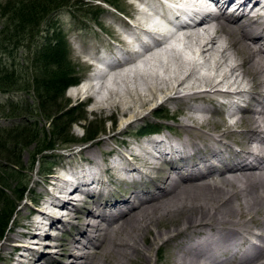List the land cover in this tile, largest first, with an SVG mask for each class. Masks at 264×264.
<instances>
[{
	"label": "bare ground",
	"instance_id": "bare-ground-1",
	"mask_svg": "<svg viewBox=\"0 0 264 264\" xmlns=\"http://www.w3.org/2000/svg\"><path fill=\"white\" fill-rule=\"evenodd\" d=\"M175 2L198 5L203 14L182 22L195 14ZM122 3L126 10L116 12L126 24L107 25L116 48L98 55L80 48L84 67L96 71L71 95H85L92 113L114 123L117 114L129 117L127 127L155 112L146 111L162 96L160 108L173 107L164 116L177 132L164 130L174 140L162 135L145 147H125L111 164L99 162L93 145L79 149L86 166L66 169L69 179L51 176L52 191L40 193L43 209L31 211L18 224L23 231L5 239L0 264H264V0ZM211 5L219 13L202 11ZM168 17L182 24L160 37ZM176 40L181 50L171 47ZM188 43L192 60L182 57ZM97 81L116 89L97 97ZM117 182L129 187L112 193ZM59 224L67 237L46 241L55 239L49 232Z\"/></svg>",
	"mask_w": 264,
	"mask_h": 264
},
{
	"label": "rangeland",
	"instance_id": "rangeland-1",
	"mask_svg": "<svg viewBox=\"0 0 264 264\" xmlns=\"http://www.w3.org/2000/svg\"><path fill=\"white\" fill-rule=\"evenodd\" d=\"M18 1L20 0H12L10 5H13ZM29 1L32 3L33 0ZM50 1L52 0H39V2L45 7L49 5ZM111 1L113 3L109 1L110 3H107L106 5L101 3L100 0L93 2L88 1L87 3L82 0H67V5L57 8V10L49 17L50 22L45 24V26L43 23L42 28H39L38 31L31 35L32 39H28L23 42V48L20 47L17 50L13 49L15 50L13 51L9 50L6 46V40H8V37H13L15 35V28H13L12 23H9L7 15L8 11L11 9L9 8V5L6 6L9 4L8 0H0V178L11 190L15 189V185L20 187L26 184V194L23 199L18 202L19 205L15 210L13 221L4 233L3 238L0 241V246L10 234L23 231L18 224L26 222V216L31 211L43 209L41 206L40 193H43L46 189L52 191L48 184V182H52L51 176L56 175L64 179H69V176L67 178V175L65 174L66 169L68 170L69 167H80L81 164H83L84 167L86 166L84 164V160L79 155V149L93 145L95 146V152L100 155L98 156L99 162L103 160V164H111L112 159H116V161L118 160L116 153L118 154L119 151L124 152L126 150L125 147L132 148L131 146L141 144L145 147L148 145L149 140L159 139L162 135H168L164 129H168L174 133L177 132L171 126V124H173L172 120L164 116L165 113H171L173 111V107L168 105L166 110L160 108V102L163 98L162 96H160V99L158 98L155 103L150 104L146 111L150 112V110H154L155 112L149 114L147 119L131 124L127 127V125H129V117H121L117 114L114 123L112 118H105V113H92L91 102H83L85 95L77 98L71 95L72 92L78 90L80 84H84V82L89 79L90 75L96 71L93 68L90 69L89 67H84L83 64L86 62L87 58L81 54L80 48L95 54H97L99 50L106 51L109 50L110 47L116 48L111 45L108 38L110 35L107 25H111L113 23L112 26L119 30L118 28L121 27V22L126 24V22L124 23V19L121 15L116 12L117 10L124 13L126 8L124 7L122 0ZM48 8H52V6H48ZM94 17H96V19H94ZM51 24L55 31L52 34V37L54 36L55 38L57 31H60L64 37L63 39L67 47L66 52L68 55V61L70 62V65L75 68V76H77V81H79L77 84L69 87L64 92L63 98L59 99L51 112H54L57 107L65 103H69L71 106H77L79 108L72 118H77V120L74 121L68 128L69 136L76 141L71 144H63L62 139L58 140L56 137H53L51 139V144L55 145V149L47 154L50 155L51 158L47 163H42L40 166H32L33 156L39 148L27 147L19 138L14 139L9 135L10 133L20 130L26 126H32V123L36 124L35 131H38L37 134H39L37 138L38 141H41L44 138L43 131H45L46 136L50 135V132H47L46 127L47 118L50 113H43L40 111L37 98L33 93L32 79L34 75H37L38 68L31 62V53L34 50L33 48L35 44L40 42L39 37H43L42 33H39V30H44V28H47ZM3 32H5L8 37L2 36ZM28 36V33L24 32L18 38L13 37L12 39L17 41V45H21V40L24 38L26 39ZM177 41L178 40L174 42L171 41V47L174 48L175 51H177V49L181 50V46ZM190 45L191 43H188L187 47L189 48H183L185 51H182V57L184 56L183 58H187L188 60L193 59L189 50ZM163 55L164 53L162 56ZM166 55L167 54L163 56V60L165 62H167L168 59V55ZM208 66L209 65L207 64L204 65V67H200L201 73H206L208 71ZM3 72L14 74L15 85L11 86L10 84H1ZM159 72L162 74V70L159 69ZM101 82L102 81H97L94 83V85H96L95 88L98 86L96 88V92L94 91V95L96 94L97 97L106 98L109 95V89H116V87L109 82L103 84L104 86L102 85V87H99ZM138 84L139 83H137V85ZM124 88L125 87L122 86L120 87V90ZM223 90H226V88L224 87ZM121 92L124 93V91ZM242 105L243 104H241V108H245L242 107ZM156 107H158V109H154ZM165 124L167 127H163L166 126ZM147 127L154 128L155 133L150 136L141 137L140 134L142 132H147V130H149ZM97 130H100L97 134L100 136L84 145L87 141L83 139V134L87 131L91 132ZM122 130L127 131V134L121 133ZM160 132L161 135L159 136L158 134ZM114 134H116V139L113 141L109 140L107 146H100L99 144H96L98 140L105 139ZM168 136L171 140H174L173 137L170 135ZM108 149H112L113 154H107ZM72 152L75 155L73 158H69ZM36 159H39V157H36ZM14 161L18 162L21 174L18 177L14 176L10 178L8 175H4L3 173L9 172L8 168L11 162L14 163ZM88 168L89 167L87 166L86 169L90 170ZM81 169L82 168H80V170ZM115 170L122 172L119 170L118 166L115 167ZM117 184L118 182L110 187V191L112 193L126 191L129 187L126 185L127 183H121L119 186ZM7 196V202L13 204L15 202V196L10 194ZM61 224L65 225L66 222L61 221ZM163 225L165 226L166 224L163 223ZM163 225L160 227L163 228ZM66 227L67 232L74 233V230L71 229L69 225H66ZM63 230L64 229L59 224L57 230L49 232V234L56 236L55 239L52 240L47 238L46 241L52 244L60 243L62 238L67 237V234L65 233L66 231ZM50 247L51 246H47L45 248V254L49 255L47 252H52ZM156 247V245L152 247L153 252L151 261L154 260ZM164 254L165 251L159 252V257L162 255V257L159 258V261L164 258Z\"/></svg>",
	"mask_w": 264,
	"mask_h": 264
},
{
	"label": "trees",
	"instance_id": "trees-1",
	"mask_svg": "<svg viewBox=\"0 0 264 264\" xmlns=\"http://www.w3.org/2000/svg\"><path fill=\"white\" fill-rule=\"evenodd\" d=\"M82 1H86L85 3H87L88 1L93 2L99 0ZM109 1L112 2L111 0H100L101 3L106 5L107 3H110ZM8 2L9 4L6 6L9 5V8L11 9L7 13L8 20L9 23H12L13 28H15V35L13 37L18 38L24 32H27L29 35L26 39L24 38L21 40V45H17V41H14L12 39L13 37H8L7 34L3 32L2 36L8 37V40H6V46L9 50H17L20 47L23 48V42L32 39L31 35L38 31L39 28H42L43 23L45 26V24L50 22L49 17L57 10V8L67 5V0L50 1L48 6H52V8L43 6L39 0H33L32 3H30L29 0H20L13 5H10L12 0H8ZM94 19H96V17H94ZM54 32L52 24L47 28H44V30H39V33H42L43 37H39L40 42L35 44L33 48L34 50L31 53V62L38 68L37 75H34L32 79L33 93L37 98L40 111L43 113H50L46 123L47 132H50V135L46 136L45 131H43L44 138L41 141H38L37 138L39 134H37L38 131H35V123H32V126H26L20 130L14 131L9 135L14 139L19 138L27 147L39 148L33 156L32 166H40L42 163H47L51 158V156L47 154L55 149V145L51 144V139L53 137H56L58 140L62 139L63 144H71L76 141L69 136L68 128L77 120V118H72L79 108L77 106H71L69 103H65L59 107L56 106L58 109L56 108L54 112H51L59 99L63 98L64 92L69 87L78 83V78L75 76V68L72 67L68 61V55L66 52L67 47L63 39L64 37L60 31H57L54 38V36L52 37ZM2 75L1 84L15 85L14 74L3 72ZM147 128L149 129L147 132L154 130V128L151 127ZM100 130L91 132L87 131L82 137L84 140L91 142L100 136L97 135ZM36 157H39V159H36ZM8 170L9 172H4L3 174L8 175L10 178L14 176L18 177L21 174L18 162L15 161L14 163L11 162ZM14 188L15 189L11 190L0 178V241L13 221L15 210L19 205L18 202H20L26 194V184L20 187L15 185ZM8 194L15 196V202L13 204L7 202Z\"/></svg>",
	"mask_w": 264,
	"mask_h": 264
}]
</instances>
